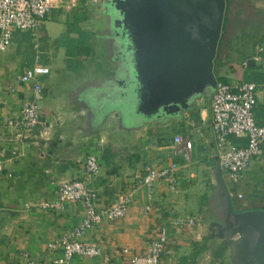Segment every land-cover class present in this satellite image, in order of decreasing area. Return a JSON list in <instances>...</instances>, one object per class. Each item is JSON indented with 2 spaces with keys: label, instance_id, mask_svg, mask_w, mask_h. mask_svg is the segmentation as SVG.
Returning <instances> with one entry per match:
<instances>
[{
  "label": "crops",
  "instance_id": "0c3cea01",
  "mask_svg": "<svg viewBox=\"0 0 264 264\" xmlns=\"http://www.w3.org/2000/svg\"><path fill=\"white\" fill-rule=\"evenodd\" d=\"M49 2L51 9L35 34L14 30L9 46L0 51V264H23L27 255L36 257L35 264H55L57 252L48 251L46 243L82 219L83 205L72 201L52 211L27 209L24 203L51 198L59 181L82 178V161L88 153L99 159L91 182L97 194L96 206L106 207L120 191L129 192L130 201L124 217H105L82 233V240L100 246V254L74 256L68 264H127L121 248L142 252L161 225L167 228V243L159 264H170L171 260L214 264L213 258L219 256L210 250L217 242L205 238L199 220L204 206L199 199H205L212 186L216 148L210 127V94L183 117L141 132L117 126L112 116L104 120L102 105L116 76L113 40L97 28L91 32L89 25L94 21L84 13L93 7L78 3L66 9L63 0ZM233 3L229 1L223 15L225 30L218 37L212 71L220 81L256 84L253 115L255 122L264 126V46H246L250 36L234 28ZM258 47H262L259 61H253ZM34 60L45 66L47 73L38 77L39 123L24 133L18 123L19 110L30 88L17 76ZM155 127L162 128L159 141ZM175 135L190 139L187 154L173 143ZM234 138L235 144L229 141L232 145L245 142L243 137ZM105 144L112 152L103 159L101 148ZM170 162L178 165L174 188L162 180L154 181L147 199L137 180L144 165ZM228 185L240 194L245 209H264V146L261 156L239 180ZM177 218H192L194 223L176 227L171 222Z\"/></svg>",
  "mask_w": 264,
  "mask_h": 264
},
{
  "label": "water",
  "instance_id": "95a60500",
  "mask_svg": "<svg viewBox=\"0 0 264 264\" xmlns=\"http://www.w3.org/2000/svg\"><path fill=\"white\" fill-rule=\"evenodd\" d=\"M101 26L113 40L114 86L102 105L123 128L183 117L214 89L212 62L224 0H100ZM102 121V120H100ZM210 199L229 241L228 264H264V209L236 210L213 148Z\"/></svg>",
  "mask_w": 264,
  "mask_h": 264
},
{
  "label": "built area",
  "instance_id": "2783aa9c",
  "mask_svg": "<svg viewBox=\"0 0 264 264\" xmlns=\"http://www.w3.org/2000/svg\"><path fill=\"white\" fill-rule=\"evenodd\" d=\"M82 1L97 4L100 0H63V6L70 9ZM49 0H0V51L5 50L11 41L14 30L26 31L35 34L40 23L49 13ZM256 49L251 59L259 61V52ZM47 73L45 66L36 60L25 67L17 76L22 84L30 88L29 96L22 102L19 110L18 123L21 131L29 133L39 123L38 102L41 97V87L38 77ZM257 86L251 81L228 83L216 80L213 91L210 93L209 110L211 114L210 127L214 135L217 150V166L220 173L227 176L229 183L239 180L242 173L250 166L253 160L262 154L264 146V126L255 122L253 108L256 103ZM243 137L242 145L230 144L228 137ZM173 143L186 152L191 146L190 139L175 135ZM99 168V159L88 153L82 161V178H71L59 181L51 198L27 201V209L61 210L67 202H80L84 207V216L73 228L65 234L59 235L46 243L48 251L57 252L53 262L68 264L74 256L94 257L100 254V246L94 242L81 239L87 229L98 224L103 218L116 220L125 216L130 201V193L120 191L115 200L106 207H97V194L91 186ZM176 162L165 165L145 164L143 173L137 177L144 186L147 199L150 198L151 187L154 181L166 182L173 189L177 181ZM240 198V194H236ZM149 206L144 207V212ZM176 227L192 225V218H177L171 222ZM167 243V228L161 225L150 239L147 247L140 253L129 252L122 247L120 252L127 256V264H159L160 256ZM36 257L27 255L23 264H35ZM170 264H179L171 260Z\"/></svg>",
  "mask_w": 264,
  "mask_h": 264
},
{
  "label": "rangeland",
  "instance_id": "374dc122",
  "mask_svg": "<svg viewBox=\"0 0 264 264\" xmlns=\"http://www.w3.org/2000/svg\"><path fill=\"white\" fill-rule=\"evenodd\" d=\"M233 4H235L234 7V28L236 30H238L240 33L244 34L246 33L247 35H249L250 37H248L246 39V46L249 48L254 47V45H263L264 46V0H231ZM82 3H85L84 5H88L90 7H93V9H91L90 11H88L87 13H84L85 17H90V19H93V24L90 23V29L91 32H94V28L98 29L99 26V5L98 3L95 5H91L89 2H84L82 1ZM225 8H227V3L224 0V11H223V15L224 13L226 14V10ZM224 17V16H223ZM88 20V19H87ZM223 26V27H222ZM223 30V34H224V30H225V22L223 20V22H221V29L220 32ZM98 33L101 34V31L99 30ZM222 36V34H221ZM262 55H264V52L262 53ZM157 134V136L155 135L156 141H159L162 138V131H161V127H155L154 128ZM222 176L226 182V185L228 186L229 181L227 180V176L226 174L222 173ZM230 188V186H228ZM212 188V186H211ZM231 191V190H230ZM234 193H236L234 191ZM238 199V198H237ZM241 201V199L239 198L238 200H234L233 204H234V208L237 209V204ZM203 202V204L205 205V199L202 197L199 199V204H201ZM211 203L214 202V200H210ZM215 244L212 245L210 253L212 250H215ZM225 253V252H224ZM214 256V255H213ZM214 264H228L227 263V258L225 256L218 257V259L216 257L213 258Z\"/></svg>",
  "mask_w": 264,
  "mask_h": 264
},
{
  "label": "flooded vegetation",
  "instance_id": "af4514ba",
  "mask_svg": "<svg viewBox=\"0 0 264 264\" xmlns=\"http://www.w3.org/2000/svg\"><path fill=\"white\" fill-rule=\"evenodd\" d=\"M98 16L100 17V14ZM98 24H99L98 29L101 32L105 31L106 33H108V31H106L105 29L101 27L103 25V22L101 20L99 21ZM228 186L227 188L229 189V191L231 190L230 193L233 196V200L235 201L238 200L236 197V193H234V190H232ZM211 190L212 188L209 190L205 198V205L203 206V208L200 209L199 220L202 223L205 238L211 239L217 242V245H216L217 247H215V250L219 251L220 253L219 257H221L222 255H224L225 249L229 241L226 240V234H227L226 231L218 230V225L222 226V221H221L219 214L217 213V210L219 209V207H215L214 205L215 201L213 203L210 202V200H212L209 197V193L211 192Z\"/></svg>",
  "mask_w": 264,
  "mask_h": 264
},
{
  "label": "trees",
  "instance_id": "16d2710c",
  "mask_svg": "<svg viewBox=\"0 0 264 264\" xmlns=\"http://www.w3.org/2000/svg\"><path fill=\"white\" fill-rule=\"evenodd\" d=\"M229 1H231V0H225V2L228 4L229 3ZM225 10H226V8H225ZM226 55L228 56V52L225 54V60L227 59L226 58ZM259 78V77H258ZM216 80H219L220 81V79H218V78H216ZM222 81V80H221ZM228 140L231 142V143H233V144H235V142H236V140H235V138H234V136H229L228 137ZM238 145H240V144H238ZM110 152H112V149L110 148V146H108V144H105V145H103L102 146V148H101V157L104 159V158H106V157H108L110 154ZM237 209L236 210H240V209H245V208H247V206H246V204H244L243 202H239L237 205ZM216 251H218V250H216ZM218 254V256L220 255V253H219V251L218 252H216V255ZM222 257V256H221Z\"/></svg>",
  "mask_w": 264,
  "mask_h": 264
}]
</instances>
